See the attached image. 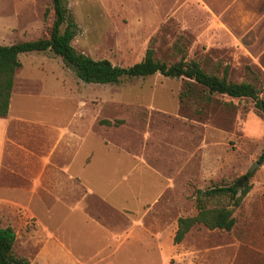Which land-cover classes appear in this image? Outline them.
Returning a JSON list of instances; mask_svg holds the SVG:
<instances>
[{
	"label": "rangeland",
	"instance_id": "rangeland-1",
	"mask_svg": "<svg viewBox=\"0 0 264 264\" xmlns=\"http://www.w3.org/2000/svg\"><path fill=\"white\" fill-rule=\"evenodd\" d=\"M64 3L78 53L126 68L152 49L164 62L195 61L219 77L226 70L228 81L252 84L264 97V0ZM54 19L52 0H0V44L46 39ZM19 59L10 116L20 123L9 134L23 127L22 140L41 146L32 148L38 156L58 155L63 166L76 155L70 174L82 184L63 182V204L35 199L29 212L13 195L17 179L3 174L0 227L15 230L16 256L29 264H264V162L256 165L264 116L253 100L158 74L85 83L52 53ZM59 132L76 137L62 145ZM243 177L250 191L234 209L232 230L195 227L174 242L178 220L197 213V190ZM209 205L232 207L225 198Z\"/></svg>",
	"mask_w": 264,
	"mask_h": 264
},
{
	"label": "trees",
	"instance_id": "trees-1",
	"mask_svg": "<svg viewBox=\"0 0 264 264\" xmlns=\"http://www.w3.org/2000/svg\"><path fill=\"white\" fill-rule=\"evenodd\" d=\"M55 19L51 33L46 39L20 42L11 45H0V118L9 114L15 75L21 68L19 56L29 53H52L60 57L67 68L75 73L76 77L85 83L118 84L124 79L146 78L161 75L167 78H185L204 88L210 95L219 94L236 99H251L256 110L264 116V97H260L257 88L249 83H233L228 81L227 72L219 77L205 71L198 62L184 59L174 62H164L156 58L155 51L149 49L143 60L131 67H119L107 59L95 60L78 53L72 46L77 35V25L70 16L64 0H52ZM66 25L64 31L62 27ZM183 99L190 96L187 91ZM211 101V98L208 97ZM106 126H118L121 122H100ZM264 162V154L259 164ZM250 187L232 186L214 187L196 191L197 213L191 217H182L178 220V228L174 242L179 244L195 227H206L210 230L230 231L236 224L233 217L234 209L238 208L248 195ZM228 199L231 208L227 205L211 207V200ZM16 232L12 227H0V264H29L25 258L14 253Z\"/></svg>",
	"mask_w": 264,
	"mask_h": 264
},
{
	"label": "crops",
	"instance_id": "crops-1",
	"mask_svg": "<svg viewBox=\"0 0 264 264\" xmlns=\"http://www.w3.org/2000/svg\"><path fill=\"white\" fill-rule=\"evenodd\" d=\"M10 115L11 104L8 116L5 118H0V179H2L3 174L6 173V175L10 178L14 180L17 179L18 183L14 185H10L7 183L2 184L6 186L10 185L13 187L15 191L13 192V195L16 197L17 205L21 206L23 209L29 212H31L30 205L35 201V199L43 201L45 200L44 197H53L55 202L62 203L63 198L62 194L59 192V187L62 186L63 182H69L73 184V186H76L78 188L79 186L77 185L75 180H78L79 183L82 184V182L78 178L70 174V166L73 164L72 162L75 159L76 155L66 166L60 165L57 162L56 157L58 155L56 157L51 156L41 158L37 155V150H35L40 148L41 146L35 144L32 145L31 142H26L20 137V135L24 133L23 127L16 126L15 136H11L9 134V127L11 126L12 122L16 121L17 123H20L18 120L12 119ZM59 133L63 137L58 140L62 143V145L65 140L68 141L70 139L69 137H76L75 134H70V136L65 139L66 135H64V133L62 134L61 132ZM44 137L46 138V135H43L42 138ZM22 141H25L29 147L23 146ZM7 157L12 158L13 162L6 163L5 158ZM89 160H87L88 164H90ZM33 217L36 218L35 215Z\"/></svg>",
	"mask_w": 264,
	"mask_h": 264
},
{
	"label": "water",
	"instance_id": "water-1",
	"mask_svg": "<svg viewBox=\"0 0 264 264\" xmlns=\"http://www.w3.org/2000/svg\"><path fill=\"white\" fill-rule=\"evenodd\" d=\"M256 165H260L259 163H257ZM255 168V166L250 170V171H252L253 169ZM246 180V178L245 177H243V178H241V180L239 181V186H241V185H243L244 184V181Z\"/></svg>",
	"mask_w": 264,
	"mask_h": 264
}]
</instances>
